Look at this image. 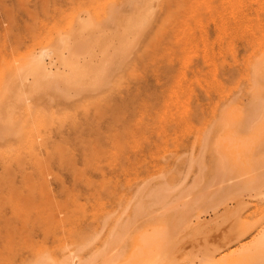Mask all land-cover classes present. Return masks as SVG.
<instances>
[{
  "label": "bare ground",
  "instance_id": "obj_1",
  "mask_svg": "<svg viewBox=\"0 0 264 264\" xmlns=\"http://www.w3.org/2000/svg\"><path fill=\"white\" fill-rule=\"evenodd\" d=\"M70 1L75 2V0ZM85 1H81V3H85ZM21 2H23L22 6L25 7L26 1ZM45 2H48L51 6V0H45ZM76 2L78 3L80 0ZM102 2L97 0L96 3H99V6L95 3L92 4L95 7L89 4L88 7L87 2L84 4L86 6L83 5V7L80 5L81 3H78L81 6L80 10L75 11L76 14L74 13L75 15L72 16L74 18L68 21L69 23L72 20L68 26L61 29L58 27L56 35H51L49 39L47 38L49 34L46 33V37L41 31L46 40L40 42L43 39L42 37L39 38L41 39L37 45L39 49H36V47L31 48L14 61L9 62L7 67L3 69L0 76V141L3 138L5 142L9 138L7 134L12 133L8 129L13 128V131L16 132H13V134L16 136L18 134V138H16L18 143L13 144V141H11L12 144H10L9 142L12 139H9L7 140L9 144L6 146V142V144L1 142L4 147L1 146L2 144L0 145V160L22 156L21 148L30 147V142L34 140H41L38 130L47 126L51 131L56 128L55 130L59 131L60 137L56 138L51 132L43 138V141L47 144L46 158L61 162L63 152L66 151L67 146H70L83 152L82 158L91 163L88 170H95L99 167V163L93 158L94 154L97 156L110 154L114 155L115 159H124L122 161H126V165L123 168L128 170L127 164L129 161H134L129 154L130 147L138 142H132L133 138L131 136L133 133L135 136L138 132L139 129L136 128L142 130L140 124L143 122L141 119L133 122L134 104L138 103L136 96L159 97L167 94L171 96L180 94L185 90L182 84L183 78L188 79V71L185 68L186 62L189 63L194 56L203 54L204 60L212 59L214 61L213 64L216 66L213 69L216 70V75L221 72L220 74L231 75V77H234L232 79L240 75L242 79L248 81L249 85L245 87L246 91L256 97V100L249 105L250 109L245 106L237 109L229 107L228 104V106H223V110L216 111L214 108H218V106L214 107L213 110L216 111L217 115L213 112L216 117L212 120V125L206 124L205 126L211 125L207 126L210 128L206 127L208 130L204 128L207 131L203 130V133L199 136L200 150L188 156V158H178L176 156V162L180 161L177 166L186 165L188 172L198 167L200 170H204L208 167L205 157L208 153H211V156H213L211 166L220 174L217 181L225 179L226 183L228 180L233 181L238 176L236 172L226 176V172L233 170L244 169L249 175L243 180L241 178L234 181L228 188L226 187L225 192L223 191L220 196V200L216 202L210 200L211 202L207 203L211 196L199 193L195 196L192 195L194 188L199 185L197 178H195L193 185L178 191V186L183 183L188 173L184 175L182 181H179L178 167L169 165V169L164 167L167 170H162L161 177L157 181L144 179L133 191H129L125 197L118 200L121 203L126 202L123 207L125 217H123V214L117 216L113 213L114 205L104 213L102 221L109 230L106 236H101V232L97 231L101 226L100 223L94 226L91 223L85 224L84 221L79 226L74 242H70L71 244L66 246L63 244L57 248H54L55 246H44V244L40 245L34 248L30 254L22 255L18 264H178L184 256L180 250L186 245L188 238L196 234H202L205 241L200 244L199 252L196 254L197 260H189V264H264V222L243 220L239 213L240 206L226 211L222 216H217L211 221L203 219L204 213L210 210L215 211L220 205L227 204V200L232 199L231 196L237 192L239 193H237V196H242L243 192L246 193V191H249L250 194L254 192L255 194L251 196L264 200V41L263 44L254 41L249 45L250 55L247 53L245 59L239 61L244 65L241 69L239 62H237L239 53L236 46L237 28L240 25H245L247 28H254L255 25L262 27L260 13L251 18L246 14L245 0H224L225 5L223 7L215 8L217 16L223 13L220 22L216 23L220 43V47H217L220 49L218 52H211V49L215 46L213 48L209 46L207 33L209 31L206 28L199 30L203 23L202 16L195 15L192 11L185 15L178 13L176 4L185 3L184 0H105L104 3ZM3 4L8 6L9 3L5 2ZM27 4H29L28 0ZM49 4L45 3V6L48 5L47 7H49ZM11 5H14L13 2ZM96 6L101 7V9ZM8 7L10 8V6ZM8 7H5V9ZM28 8H26V11H30L29 15L31 14L33 18L38 17L37 20L42 19L45 26L49 28L48 19L46 18L47 21H44V17L39 18L42 16L34 12L37 10V6L35 9L32 8L33 12ZM61 8L60 6V10H62ZM12 9H15V6ZM12 9L7 11L8 14L5 18L11 16L9 11L15 13ZM54 9L57 12L55 6ZM215 11L211 13L214 21H216ZM21 15L18 16L21 17ZM9 17L8 20H10ZM192 18H195V20H192ZM232 18H235L234 27L230 23ZM11 22L14 23L12 18ZM27 24L24 23V25ZM34 25L31 28L27 25L30 28V34L31 31H33L32 34L35 32ZM45 26L43 28L46 29ZM39 27L40 25L37 28ZM12 28V26L8 28V32ZM40 30H42L41 27ZM10 34H13V32ZM10 34L8 35L10 36ZM3 35L2 37H8L5 34ZM34 35L37 34L34 33ZM15 37L19 36L16 35ZM19 40L20 43H23L22 41L25 39ZM11 45H13V42ZM146 50H153L151 59L157 65L158 79L161 80L165 77L166 80L170 81L167 83L171 86L161 90H158L160 88L151 89L152 87L150 86V88L148 85V87H145L146 84L143 89V84L135 86L136 88L133 86L135 89L131 86L130 89H123L124 86L115 87L118 82L122 85L120 81L123 82V80H126L127 85L130 79L126 75V67H129V70L132 69L128 70L129 73L132 72L130 73L131 77L133 74L135 75L139 58L143 57L142 52L145 53ZM148 54L150 55V53ZM2 57L4 58V56ZM230 59L235 61L231 62ZM141 60L143 61L142 58ZM164 60L167 62L168 67L163 66ZM179 60L182 64L179 63ZM143 63L145 62L143 61ZM204 63L207 65L206 62ZM204 63L201 65L203 66ZM174 66L177 67V70H174L176 69ZM145 67L143 66V68ZM234 70H237L238 74ZM138 73L142 72L139 70ZM142 74L139 77L142 78ZM137 76L134 81L139 79ZM218 77L215 79L222 85V80ZM203 81H206V79ZM206 82L212 83L213 81ZM112 83H115L113 87L122 88V92L117 93L119 92L118 89L113 92L115 88L112 86L109 88L108 86ZM208 83L206 84L212 89L213 86ZM230 83L233 82L230 81ZM85 91L90 92V98L101 101L96 100L97 102H95L93 99H87V101L91 100L89 103L95 105L90 104V107L88 103L86 107L87 101L85 104L84 101L77 103L83 97ZM41 92L40 99H43V101L40 108L28 118L29 122H22L24 119L21 117L15 119L13 116L14 109L26 101L30 94ZM205 93L207 94V92ZM76 96L77 100L73 104H66L69 98ZM217 104L219 103L215 105ZM197 105L200 107V104L196 103ZM76 107H85V114L87 113L89 117L80 119L79 114L75 117L77 112L74 108ZM64 113L68 116L72 114L70 116L72 119L67 118V121L68 119L73 120L69 127L67 125L70 122L68 121V123L65 120L68 116ZM198 114L197 112L193 113L195 116ZM78 115L80 121H78ZM203 115L201 116L205 118V114ZM61 118H64V121ZM204 118L202 119L205 120ZM19 124H23V126ZM147 125L146 123L144 127ZM150 125L151 123L148 126L151 127ZM15 135L13 136L15 137ZM86 136H88V139L85 138ZM249 147H251L248 149L250 153L247 152ZM261 148L263 150L259 151ZM250 150L254 151L255 160L253 152ZM256 151L261 152L260 156ZM239 155L241 160H238ZM246 155L250 156L246 157ZM35 157L37 160L42 158L39 153H35ZM173 162L175 161L173 160ZM5 167L7 170H11L10 166ZM84 175L90 176L87 173ZM106 184L114 187L112 194L118 193V189H120L118 182L111 179ZM222 185L224 186V183ZM112 194L111 198H117L118 194ZM229 194L231 195L229 196ZM224 196H226V199H223ZM39 201L32 194L26 193H22L17 200H14L13 197L8 199V202L5 203V205L7 204L6 211L0 210V238L3 239L13 234L20 222L31 221L32 217L30 215L33 208L40 205L45 208L49 204H61V201L57 200L42 201L43 203ZM2 207L0 204V209ZM126 212L128 213L127 216ZM18 217L20 220H17ZM143 217L144 222L138 224V220ZM214 231L217 235L222 234L221 236L226 237L224 241L216 242L218 239L212 234ZM231 231L234 232L230 234ZM243 236L245 237L243 238ZM249 236L252 238L243 241ZM98 239L99 244L93 246ZM233 245L241 247L238 250L233 249L228 254L223 253ZM4 247H6V244L3 245ZM2 253L0 246V262L2 261ZM219 253H223V255ZM217 255L220 257L217 258Z\"/></svg>",
  "mask_w": 264,
  "mask_h": 264
},
{
  "label": "rangeland",
  "instance_id": "obj_2",
  "mask_svg": "<svg viewBox=\"0 0 264 264\" xmlns=\"http://www.w3.org/2000/svg\"><path fill=\"white\" fill-rule=\"evenodd\" d=\"M0 1H1L0 2V10H1L0 20H2L0 22L1 23L0 24V30H1L0 53L2 51V53L0 54V76H1L3 69L7 67L9 62L14 61L16 58H18L23 53H25L26 51L30 50L33 47H36V49H39V47L37 46L39 41L41 40L39 38L42 37L43 39L40 42L46 40L44 39L45 37H43V35L45 36L46 33L49 34V37H47L46 35V37L49 39L51 35L52 36L56 35L57 33L56 29H58V27H60L61 29L65 26H68L72 20L69 23L68 21L72 18V16L76 14L75 11L78 12L80 10L81 6H79V4L81 3V1H84V0H80V2H78L79 4L76 2L79 0H75L76 3L70 0H51L52 2V3L50 2L51 6L48 2H45V0H42V1L41 0H28L29 4H27V0H18V1L17 0H0ZM21 1H26L27 7L26 5H24L25 7H23L22 6L23 2ZM88 1L89 0L85 1V3L87 2L86 5L88 7L89 5L93 6L92 5L93 3L99 6V3H96L97 0L96 1L91 0L89 2ZM99 1L100 0H98V2ZM102 1L103 0H101V2ZM104 1L102 3H104ZM2 2L3 3L8 2L9 3L8 6H10V8L7 6V4H5L6 5L5 6ZM12 2L16 10L12 9L13 8V6L11 5ZM184 2L185 3H179V5L176 4V9L178 10V13L180 15H185L192 11L195 13V15L197 14L201 15L203 18V23L200 26L199 30L202 28H206V30L209 31L207 32L209 36V40H208V42L210 43L209 46L212 48L215 46L213 49H211V52L212 51L218 52V50L220 49L219 48L220 43L218 40V32L216 31V23L220 22L221 16H223V13L217 16V12L215 11V8L223 7L225 5L224 0H184ZM45 3L49 4V7H47L48 5L45 6ZM58 3L60 4L59 6H58ZM85 3L82 2L80 5H82L83 7ZM3 6L8 7V8L5 9V7ZM30 6L34 9L37 6L36 8L37 10L34 12L38 13L39 16H42L39 18L44 17L43 19L44 21H47L46 18L48 19L49 28L45 26V23L42 21V19L37 20L38 17L33 18L31 14L29 15L30 11L28 10L26 11V8ZM54 6L55 8H57V12H55ZM60 6L62 7L61 8L62 10H60ZM32 8H28V9L32 11ZM97 8L101 9V7H97ZM245 8H246V14L251 18H253L255 14L257 15V13H260V16L262 18L260 21L262 24V27L255 25L254 28L253 27L247 28L245 25H240L237 28L238 32L236 34L237 35L236 46H237V50L239 53L238 55L239 58L237 57V62L243 61L247 53L248 55H250V51H251L250 46H249L250 44H252L254 41H259L260 44H263V41H264V37H263L264 0H261V1L245 0ZM10 9L15 11V13L13 12L14 13L13 14L11 13V11H9V15L11 16L10 17L7 16V18H5V16L8 14L7 11ZM58 9L60 12L58 11ZM52 11H54V13H52ZM212 11H215L216 21H214L213 17L211 16ZM19 14L20 15L23 14L24 16L21 15L20 17L18 16ZM14 15L16 18L15 20H14ZM8 17L10 18V20H8ZM11 18L14 21V23L11 22ZM19 20L21 21L23 20V21L21 22ZM24 20L26 21L24 22ZM192 20H195V18L194 19L192 18ZM234 20L235 18H232L230 20L232 27L235 26ZM15 21H16V24H15ZM40 21H42L43 23L41 22L42 23L41 24ZM24 23L27 24L30 28L32 25L35 24L36 26L34 25L35 27L34 33L37 35L33 36L34 34V33L32 34L33 31H31V34H30L29 32L30 28H28L27 25H24ZM22 24L23 26H21ZM6 25H9V26L11 25L14 28V30L12 28V29H9L10 31L8 32L7 29L11 28V26L7 27ZM39 25L42 30H40V27L37 28ZM44 26L46 27V29L43 28ZM5 27L7 28L5 29ZM18 28H19V31H18ZM38 29L40 33L39 31H37ZM6 30L8 33L6 32ZM14 31H15V34H14ZM41 31L43 35L41 34ZM12 32L13 34H10ZM3 34H5V36L7 35L8 37L7 38L2 37L4 36ZM8 34H10V36ZM16 35H18L19 37L21 36V37L20 38L15 37ZM19 39H25V40L22 41L23 43H20ZM12 42L14 46L11 45ZM17 42L20 44H18ZM151 52H153V50L152 51L146 50L145 53L142 52L143 57L141 56V58L143 59L145 63H143L141 58H139L140 60L138 64L140 65V67L138 68L139 65L137 66V69H136L137 72H135L136 73L135 75L137 76V73L140 70L143 73V74L140 73L142 74L141 75L142 78L139 77L140 74L138 73L137 78L139 79L136 78L137 81H134L135 80L134 78L136 76L133 74V76L131 77L130 73L132 72L129 73V71L132 69L129 70V67H126L127 68L126 75L130 77V78L128 77V79H130L128 80L129 82H127V85H126L125 83L126 80L125 81L123 80V82L120 81L122 85H120V83L118 82L119 86L115 85V87L124 86L123 89L124 88L130 89V86L137 87L138 85L143 84L142 86V89H143L144 85L146 84L145 87L151 86L152 87V88L150 87L151 89L160 88L158 90H161L163 88H167V86L168 87L171 86L169 83H167L170 81L166 80L165 77L161 78V80L158 79L157 77L158 72L156 70L157 65H155L156 64L155 61L153 62L152 61L153 59H151V57L153 56ZM148 53H150V55ZM2 56H4V58ZM204 59L205 58L203 57V54H202L200 56H194L191 59L192 61L193 60L194 61L193 62L189 61L191 65L188 62H186L185 68L188 71V74H187L188 79L186 80L183 78L182 84L185 90L181 92L180 94L174 95V96L167 94L165 96H159V97L157 96L153 97V96H147V95L136 96V101H138V103L134 104L133 122L139 119H141L143 122L142 124H140L142 130H140V128L135 127L136 129H139V130L135 134V136H134V133L131 136V138H133L132 142L133 141H136V142L138 141V142L137 144H132L131 147L129 146L130 147L129 154L134 161H129V163L127 162L128 163L127 167L129 168L128 170H124L123 168V166L126 165V161H122L124 159H115L114 158L115 156L110 155V154L108 155L102 154L100 156H97L96 154H94L93 158L96 159L95 161L99 163L98 164L99 167L95 170H88V166L91 163L85 161L82 158L83 152L78 151L77 149H74L70 146H67L66 151L63 152L61 162L55 159L46 158L45 154H47V144H45V142L43 141V138L45 136H48L51 132L52 134H54L56 138L60 137L59 131L55 130L56 128L51 131V129H49L47 126L42 127L41 130H38V133L40 137L42 138L41 140H34L30 142V147L25 146L21 148L22 156L8 157V158L0 160V200H1L0 204L3 206L2 209H0L1 211H4V212L6 211L7 204L5 205V203L8 202V199L13 197L14 200H17L18 197H21L22 193L32 194L34 197L40 200L41 203H43L42 201H45V202H50L52 200L61 201V204H54V205L49 204L45 208L42 207V205H40L39 207L33 208V211L30 215L32 217L31 221L20 222L19 224H17L15 232L13 234H11L10 236H6V238H3V239L0 238V246L3 252L2 261L0 262V264H18V261L20 260L22 255L30 254L34 248L40 245H43V244L44 246H55L54 248H57L63 244L64 246L71 244L70 242H74L79 226L84 221L86 222L85 224L91 223L94 226L100 223L101 226L98 228L97 231L101 232V236L102 235L106 236L109 230H108V227H106V225L104 226V222L102 221V217L104 216V213L114 205V209H112L113 213L117 216L123 214V217H125V212L123 213V207L126 202L124 201V203H121L118 200L125 197L126 193L128 194L129 191L130 192L133 191V189H135L144 179H152V180L154 179V181H157L161 177L160 174H162L164 170L169 169V165H174L178 167V171L180 175L179 181H182L184 175L188 173L183 183H181L178 186L179 188L177 190L179 191L182 188L193 185L195 178H197L199 181V185L198 187L194 188L192 195L195 196V194L199 193V194H205L207 196H211V198L209 199L207 203H210L211 201L216 202L220 200V196L222 195V192L224 191L226 187L228 188V186L234 183V181H237L241 178L243 180L249 175V173H247L246 170L244 169L233 170L231 172L229 171L226 172L227 174L226 176L234 172L238 174V176L235 177L233 181L228 180L227 183H226V179L221 180L223 182L217 181L220 174L216 172V170L213 169V167L211 166L212 159H213V156H211V153L210 154L208 153L205 157V162L207 163L208 167H206L204 170H200V168L198 167L188 172L186 165L177 166L178 162L180 161L176 162V158H175L176 156L178 158H181V157L188 158V156L192 155L193 153H197L200 150L199 136L203 133V130L210 128L207 126L212 125L213 123L212 120L215 119L214 117H216L217 115L216 114L217 110H220V111L223 110L224 109L223 106L224 105L228 106V104L230 105L229 107H233L237 109H240V107H244V106L250 109L249 105H251L252 102L254 103V101L256 100V97H254L252 94H249L246 91L245 87L249 85L248 81L246 82L244 79L240 77V75H238L237 77L238 79L237 78L232 79L234 77H231V75L229 74H227L229 76L225 74H220L221 73L220 71H219L220 73L216 75L215 74L216 70L213 69L214 66H216L213 64L214 61L212 59H209L211 61L210 62L209 60H204ZM230 61L232 62L235 60L230 59ZM164 62L165 63L163 64V66L168 67L167 62L165 60ZM204 62H206L207 65H205ZM237 62H236V65H237ZM179 63L182 64L180 60H179ZM203 63H204L203 65L204 67L201 65ZM143 66H146V67L143 68ZM176 66L179 68L178 65ZM176 66H174V68H176L174 70H177ZM243 66H244L243 63L239 62L240 69ZM235 71L238 74L237 70H234V72ZM117 72H121V71H117ZM213 76H216V77L219 76L218 78L222 80V85L219 83V81H216L215 79L216 77H213ZM226 76L229 78H227ZM194 78H196V80H194ZM239 78L242 79L243 81L242 80L239 81L240 80ZM205 79L206 81H210V82L213 81L214 83L212 82L213 83L212 84V83L203 81ZM144 80H147V81H144ZM230 81L233 83H230ZM200 82L203 85H201ZM205 82L208 84H211V86H213L212 89L211 87H208V85ZM114 84L115 83L109 84L108 85L109 88L110 86L113 87ZM202 86L203 88H201ZM206 86L208 87V89ZM217 88H221V89H217ZM117 89L118 88H115L113 92H116ZM118 91L119 92L117 93H120V91L122 92V88L118 89ZM205 92H207V94ZM89 93H90L89 91H85L83 93V97L80 100H78L77 103L84 101V104H85L87 99L92 100L93 98H90L91 96H89ZM41 94L42 92L33 94V95L30 94V96L27 98L26 101H24L22 104L16 107L14 109L15 112L13 114L15 119L21 117L22 119H24V121L22 122H25V123L29 122L28 118L32 116L34 111H37L40 108V104L43 101V99H40ZM195 94H198V95H195ZM76 100H77V96L71 97L69 98V100L66 101V104L71 105ZM96 100L97 99H95L94 101L97 102L98 100L97 101ZM89 101L86 102L85 104L86 107H87V103L89 104L88 105L89 107L93 105V103L91 104L89 103ZM196 103L200 104V107L199 105H197L198 106L197 107ZM216 103H219L220 105L219 104L215 105ZM185 105L186 106L188 105V107H186ZM216 106H218L219 109L214 108ZM213 108L216 111H214ZM74 110L77 112L75 114V117L77 116V114H79L81 117L80 118L78 115L77 117L78 119L79 118L84 119L85 117L88 116L87 113L85 114V111H86L85 107H76L74 108ZM195 111L197 112V114L199 113L197 116L193 115V113H196ZM213 112L216 114L215 116ZM203 114H205V118L201 116ZM59 115H63V114H59ZM66 115L68 116V114ZM70 116H72V114H70ZM70 116L66 118L64 116L65 120L67 121V118H71ZM212 116H213V119H212ZM64 118H61V120L64 121ZM202 118H204L205 120H203ZM71 119L70 120L68 119L70 124H68L69 122L67 121L68 127L69 125L71 126V122L73 121ZM80 119L78 121H80ZM149 122L151 123L150 125L151 127L148 126L150 124ZM146 123L148 125L144 127ZM57 124L59 125V123ZM206 124H211V125L205 126ZM20 126H23V124ZM8 130L9 132H12L11 133L12 135L7 132L8 133L7 137H9L7 138V140L12 139L10 140L9 143L12 144L11 141H13V144L14 143L17 144L18 142L16 138H18V134L17 136L13 134L14 132L13 128H10ZM13 135H15V137ZM85 138L88 139V136H86ZM2 140L0 141V145L4 142V140L3 141ZM7 140L5 141L6 143L8 142ZM5 142L4 144H6ZM9 143H7L6 146ZM1 146L4 147L3 144ZM250 148L251 147L247 148V152H249L248 149ZM262 148L259 149V151H262L264 149ZM252 152L254 156V151ZM257 152L258 151H256V153ZM35 153H39V155L42 158L37 160L35 157ZM260 153L258 152V155ZM240 155H239L238 160H241ZM248 156L250 155H246V157ZM256 157L258 158V156ZM173 160L175 162H173ZM254 160H255V156H254ZM252 161H253V158H252ZM5 166H10L11 170H7ZM164 167L166 168L168 167V168L164 169ZM86 173L89 174L90 176L89 177L85 176L84 174ZM111 179L120 184V189H118V193H117L118 196L117 198L115 197L114 199L111 198L112 190L114 187L109 186V184H106V182H110ZM223 183H224V186L222 185ZM126 186H127V189H126ZM234 192L236 193V191ZM237 193L234 194L235 197L234 195H232L231 196L232 199L227 200V204L220 205L218 209L215 211L210 210L204 213L205 215L203 216V219L205 221H211L217 216L219 217L222 216L226 211L232 210L234 208H239L240 206L239 213H240V217L243 220L248 219L252 222L259 220L260 222H264V200L260 199L259 197L251 196L252 194H255L254 192L250 194L249 191H246V193L243 192L242 196L241 195L237 196L239 194ZM117 194L113 193L112 195H117ZM230 195L231 194H229V196ZM227 197H228V194H227ZM223 199H226V196H224ZM127 214L128 213L126 212V216ZM17 220H20L19 217L17 218ZM142 222H144V217L138 220L137 223L139 224ZM233 232L234 231H231L229 233L231 234ZM212 234H214L216 238L218 239V241L216 242L224 241V238H226V237L221 236L222 234L217 235L215 231L212 232ZM244 237L245 236H243V238ZM251 238L252 237L249 236V238L247 237L243 241H248ZM99 239L93 244V246L99 244ZM11 240L13 241L11 242ZM5 241H10V242L6 243ZM204 241L205 239L202 234L191 235L188 238L186 245L180 250V252H182L181 254L182 255L184 254V256L180 259L178 264H189V260H192V259L197 260L196 254L199 252L198 250L200 248V244ZM4 244H6V247L3 248ZM240 247L241 246L239 245H233L231 246V248H229L226 252H223V253L228 254L233 249L238 250ZM85 253L87 252L85 251ZM223 253L222 254L219 253V254L223 255ZM218 255H217V258L220 257Z\"/></svg>",
  "mask_w": 264,
  "mask_h": 264
}]
</instances>
